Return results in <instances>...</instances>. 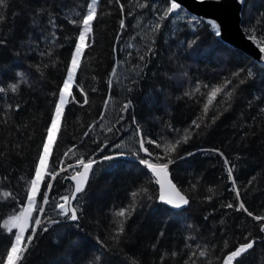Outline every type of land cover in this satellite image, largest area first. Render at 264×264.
I'll list each match as a JSON object with an SVG mask.
<instances>
[{
    "label": "trees",
    "instance_id": "1",
    "mask_svg": "<svg viewBox=\"0 0 264 264\" xmlns=\"http://www.w3.org/2000/svg\"><path fill=\"white\" fill-rule=\"evenodd\" d=\"M56 2L7 0V7L0 9L4 15L0 39L6 41L0 45V88L5 89L0 92V253L5 258V249L11 247L14 236L4 224L14 210L19 213L20 202H26L28 181L35 173L81 21L92 0H61L58 5ZM120 3L124 5V29L120 28V4L97 0L96 18L86 43L90 46L80 57L70 89L72 97L64 106L49 165L55 162L60 171L64 166L60 160L72 164L77 157L87 158L105 141L109 147L95 159L99 161L101 156L117 151L124 155L94 166L78 226L70 221L45 224L49 231L38 235L19 264H92L96 256L101 257L96 264H192L193 260L195 264H222L219 258L245 242V238L255 239L256 244L240 264H264V232L260 231L264 220L256 221L245 211H236L239 201L235 190H230L232 181L227 171L235 165L233 176L241 200L253 215L264 216V64L220 40L207 23L193 28L188 23L192 14L187 11L181 13L185 19L172 16L158 20L167 6L163 0ZM153 4L161 9L159 13ZM240 19L245 34L264 46V0H245ZM156 23L161 24L159 31H153ZM194 39L196 43L189 47ZM149 47L153 53H147ZM221 50L222 65L212 59L213 52ZM168 53H172L173 64L165 57ZM141 55L145 56L143 61ZM115 65L124 68L126 76L111 75ZM173 69L184 73L180 81L170 77ZM240 69L244 71L233 77L232 73ZM248 70L253 72L251 77ZM36 77L40 79L34 81ZM109 79L113 82L111 90ZM241 79L245 80L242 85ZM228 80L232 83L226 84ZM12 84L17 85L15 92ZM213 87L222 92L204 118L208 126L192 130L191 138L171 153L176 163L170 165L169 176L190 203L180 209L169 207L158 198L154 175L133 155L139 138L132 117L151 138L163 141L159 149L146 145L150 151L163 155L165 144L186 135L184 129L203 115ZM81 88L88 97L87 104ZM164 88L169 97L162 106L159 92ZM227 91L233 95L228 101L231 107L225 112L228 104L221 101ZM105 99L109 101L107 106ZM129 100L132 107L122 112ZM218 113L222 115L213 124L212 117ZM121 115L123 120L119 119ZM152 115L156 120H147ZM90 126L92 130L84 136ZM114 143L122 144V148H111ZM69 149L72 151L65 157ZM140 156L148 158L144 153ZM181 156L185 158L179 159ZM52 182L50 197L61 195L68 184L72 188L71 180L58 177ZM41 187L47 190L44 185ZM142 188H147V193L133 201L132 192ZM97 189L113 193L97 197ZM229 202L233 208L226 207ZM133 203L135 208L130 207ZM121 208L131 215L124 221L123 234L114 239L117 221L122 219L115 213ZM46 209L47 216L60 219L51 206ZM201 250L207 252L205 257L199 256Z\"/></svg>",
    "mask_w": 264,
    "mask_h": 264
},
{
    "label": "snow or ice",
    "instance_id": "2",
    "mask_svg": "<svg viewBox=\"0 0 264 264\" xmlns=\"http://www.w3.org/2000/svg\"><path fill=\"white\" fill-rule=\"evenodd\" d=\"M117 4H120L121 10V20H120V28L124 29L126 27L125 20L123 18L124 13V5L120 3V0H115ZM199 3H204L205 0H198ZM217 4L221 3V0H215ZM109 3H112V0H109ZM163 3L167 5L162 10V15H158V20L164 21L165 19H171L172 16H175L177 19H185L184 16L181 15L182 12H186L182 3L178 2V0H163ZM237 3L241 4L242 6L245 3V0H237ZM96 4L97 0H92L91 3L88 4V11L86 15H83L81 24L82 28L79 31L78 37H76L75 48L72 54V58L70 63L67 66V74L66 78L63 80V84L59 89V99L56 102L55 112L53 118L51 120L50 126L47 128V136L45 142L43 143V150L42 153L39 155V159L37 162V166L35 168L34 176L28 181V187L25 192L26 202H20L21 208L19 213L16 214L15 210L13 214L9 217L7 222L4 224V227L7 228L8 232L14 236V239L11 241V247L6 248V258L0 253V261L3 264H19V262L25 259V254L28 253L29 249L31 248L33 241L38 237L41 232H48L49 228L45 226V224H60L65 221H70L75 223L78 226V222L83 215V200L84 194L86 192V187L89 184L90 177L95 174L94 166L100 163L101 161H114L119 159L121 156L124 155L123 152L117 151L113 152L110 155H103L100 157L98 161L94 157L98 153H102L106 148L109 147L107 141L103 144L98 146L96 152H93L89 157H77L75 164H67L65 160H60V164L64 165L60 171H57L55 168V162L52 165H49V157L51 155L52 146L57 138V133L60 128V121L61 117L64 112V106L68 103V97H72V92L70 89L73 87L74 81L76 79L77 70L80 67V57L84 53L85 47L90 45L86 44V39L89 34L92 32V23L96 18ZM7 7V0H0V9ZM144 7V5H141ZM153 9L156 12H160L161 9L156 6L155 4L152 5ZM131 15V13H129ZM4 20V15L0 12V21ZM70 23H77L75 20H70ZM193 28L201 23H207L210 25L211 30L214 32L216 37H222V25L215 19L197 16L192 14L190 19L188 20ZM56 25L53 23V27ZM161 29V24L156 23L153 25V31H159ZM119 37V34H118ZM6 41L0 39V45L5 44ZM196 43V40H192L189 42V47H192ZM115 51V48L113 49ZM259 51L262 54L260 57L261 61H264V46L259 47ZM147 53H153V49L149 47L147 49ZM145 59L144 55L140 56V60L143 61ZM244 69H240L236 72L232 73L233 77H237L243 72ZM117 74V68L113 67L112 75ZM19 75V74H18ZM253 72L248 70V76L251 77ZM232 81H226V84H231ZM241 85L245 83V80L241 79L239 82ZM109 89L111 90L113 87V82L111 79L108 81ZM11 90L15 92L17 90V85L12 84ZM200 90V86L197 85L196 91ZM5 91V89L0 88V92ZM81 94L84 95V104L88 103V97L84 93L83 89H80ZM95 91V89H93ZM131 91V89H129ZM222 92V89L219 87H213L212 90L208 93L207 102L203 106V115L197 116L195 119L191 121V124L187 129H184L186 135L176 139L175 142L166 143L163 149V155L155 153L149 150V147L146 145H154L155 148H161V144L163 143L162 140H156L151 138V135L145 132L139 125V121L132 117V124L135 125V135L139 138L138 144L139 147L133 155L137 158L138 163L140 165L146 166L147 169L151 171V173L157 177L155 183L160 185V194L159 200L164 202L168 205L176 209H180L183 206H187L190 203V200L177 188V186L172 183V181H167V187H165L164 180L160 179L163 176L167 179L169 175V168L170 165L176 163V160L171 157V153H173L177 146L181 142H187L192 135V130L200 129L203 126L207 127L208 125L204 124V118L207 116L209 111V106L216 100L218 94ZM185 95H191V93H185ZM233 92L227 91L224 93V100L221 101V104H228V101L231 100ZM73 100L75 98L73 97ZM109 103L108 99H105L104 104L107 106ZM132 107V101L129 100L127 103L123 105L122 112L128 111ZM231 107V104H228V107L224 108V111L227 112L228 108ZM264 111V109H262ZM222 113H218L212 117V123L214 124L216 120L220 118ZM104 113H101V118H103ZM120 120H123V115L120 116ZM119 122V121H118ZM115 127V125H113ZM171 127V126H169ZM92 130L91 126L89 127V131L84 133V136H88L90 131ZM109 132L112 131V128L108 129ZM119 131V129H117ZM176 132H179V129H175ZM111 148L114 149H121L122 144L114 143L111 145ZM72 149H69L68 152H65V157H68L69 152ZM212 151L219 152L218 149H213ZM140 153H144L148 158H141ZM188 156L194 155V153H187ZM220 155L223 157L224 154L220 152ZM185 157L181 156L179 159H184ZM155 160L156 162H152ZM224 164L226 166L229 165V160L227 158L224 159ZM235 165L229 166L227 168L228 171V179L232 181V189L235 190L236 193V200L239 201L238 206L236 207V211H245L248 216L252 217L256 221L264 220V216L260 215H253L251 211L245 207V203L241 200L240 191L237 188L233 171ZM72 170L74 174L68 176H61L62 172H68ZM50 177V179H49ZM61 178L64 180H71L73 186L71 189L66 190L67 194H62L58 198L50 197L49 193L54 188V184L52 181H55L57 178ZM251 183V181H249ZM44 185L46 187V191L41 187ZM147 188H142L138 191L132 192L133 201H135L136 197L140 194L147 193ZM211 191V189L209 190ZM5 196L11 197L15 199L14 196L10 193H4ZM148 199H152V197H148ZM211 199V197H209ZM45 206H51V208L56 212L57 216L60 219H54L52 217L47 216V209ZM130 207L135 208V203H133ZM227 208H233V203L229 202L226 205ZM131 213L127 211L125 208H121L119 211L115 213L116 217H120L122 219L117 221V230L114 239H118L121 234L124 232V221L130 216ZM10 225V227H9ZM13 229L16 231L13 232ZM260 231L264 232V224L260 225ZM162 235V234H161ZM102 243V242H100ZM256 244L255 239H248L245 238V242L240 243L238 246L234 248V250L228 252L227 255L223 256L222 264H240L241 259L244 257L246 253L254 248ZM227 247V243L225 244ZM175 255V253H173ZM196 253H193L195 256ZM207 252L205 250L199 251L200 257H205ZM189 259H192L191 257ZM96 261H101L100 256H96L93 260L92 264H96ZM102 264H106V262H102ZM187 264V261L185 262ZM192 264H195V260L192 261Z\"/></svg>",
    "mask_w": 264,
    "mask_h": 264
},
{
    "label": "water",
    "instance_id": "3",
    "mask_svg": "<svg viewBox=\"0 0 264 264\" xmlns=\"http://www.w3.org/2000/svg\"><path fill=\"white\" fill-rule=\"evenodd\" d=\"M178 2L182 3L184 9L190 14L217 20L222 25V37H219L220 40L242 50L253 60L264 64V61L260 60L262 54L259 51V45L255 41H253L251 37L247 36L241 28V4L237 3V0H221V3L219 4H217L215 0H205L204 3H199L198 0H178ZM156 179L157 177H155V181ZM160 179L164 180L165 187H167V181H172L169 175L167 179H165L163 176H161ZM73 183L74 182H72V186ZM172 183L174 182L172 181ZM155 184L157 186L159 197L160 185H158L157 183ZM181 194L185 195V193H183L182 191ZM164 204L172 207L171 205H168L166 203Z\"/></svg>",
    "mask_w": 264,
    "mask_h": 264
},
{
    "label": "rangeland",
    "instance_id": "4",
    "mask_svg": "<svg viewBox=\"0 0 264 264\" xmlns=\"http://www.w3.org/2000/svg\"><path fill=\"white\" fill-rule=\"evenodd\" d=\"M49 2H51V1H49ZM59 3H61V0H57V2H56V4L58 5ZM241 20V19H240ZM29 23H31V21H29ZM240 25H241V23H240ZM81 28H82V25H81ZM81 28H80V30H81ZM89 36H90V34H89ZM89 36L87 37V39H86V43H87V40L89 39ZM258 44V43H257ZM259 45V44H258ZM260 47V46H259ZM214 54L212 55V59L213 60H216V62L218 63V64H220V65H222L223 63L221 62L222 60H223V57H224V53L222 52V50L221 51H214L213 52ZM165 57L169 60L168 62L169 63H172L173 64V57H172V53H168L167 55H165ZM173 61V62H172ZM255 61V60H254ZM187 64H189L190 65V62H188ZM183 65V64H182ZM114 67H116L117 68V74L116 75H113V76H115V77H117V76H120V74L122 75V77L125 75L126 76V71L124 70V68H120L118 65H115ZM174 68H176V67H174ZM66 74H67V71H66V73H65V76H64V79L66 78ZM169 74H171L170 75V77L172 78V79H175L176 81L178 80V81H180L181 80V78H183L184 77V73L182 72V71H179L178 69H173V72H171V73H169ZM111 75H112V70H111ZM38 79H40L39 77H36V78H34V81H37ZM119 80H120V77L119 78H117L116 79V81H115V84L117 85L118 83H119ZM116 88H114V90H115ZM160 97H161V99H160V105H162V106H165V103H166V100L168 99V97H169V94H168V92H167V89L166 88H164L163 90H161L160 92ZM58 99H59V92H58V95H57V101H58ZM69 100V99H68ZM54 112H55V109H54V111H53V114H52V118H53V115H54ZM109 118H111V117H109ZM112 118H114V117H112ZM111 119H109V121H110ZM147 120H149V121H155L156 120V118H155V116H149V117H147ZM50 124H51V122H50ZM50 126V125H49ZM46 136H47V134H46ZM46 139V138H45ZM42 150H43V147H42ZM41 153H42V151H41ZM147 159V158H146ZM76 163V161H74L72 164H75ZM64 166H62V168H63ZM60 168H58V170H59ZM74 172L70 169L68 172H64V174L65 175H70V174H73ZM67 175V176H68ZM34 176V175H33ZM71 188V184H68V186H67V188H65V190H64V192L62 193V194H67V191L66 190H68V189H70ZM179 188V187H178ZM96 194H94L95 196H97V197H100L101 195H106V196H111L112 195V193H113V191H111V190H100V189H97L96 191ZM61 194V195H62ZM60 196V195H59ZM58 196V197H59ZM58 197H56V198H58ZM46 207V206H45ZM181 224V223H180ZM16 231V230H15ZM13 239H14V237H13ZM12 239V240H13Z\"/></svg>",
    "mask_w": 264,
    "mask_h": 264
}]
</instances>
